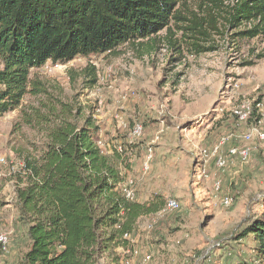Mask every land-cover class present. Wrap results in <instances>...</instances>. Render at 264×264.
<instances>
[{"label":"rangeland","instance_id":"rangeland-1","mask_svg":"<svg viewBox=\"0 0 264 264\" xmlns=\"http://www.w3.org/2000/svg\"><path fill=\"white\" fill-rule=\"evenodd\" d=\"M188 8L195 11V2ZM167 34L142 42L145 46H122L115 54L80 57L58 69L48 62L32 75L59 87L62 99H75L94 114L105 153L125 151L131 168L121 166V188L131 192L133 201L145 203L163 195L166 205L170 199L179 202L178 210L165 207L139 220L132 245L140 256L130 257L133 264L253 261L252 239H239L248 219L264 214V141L257 136L264 132V40L237 50L215 38L217 50L198 55L186 45L191 41L176 32L173 41H184L183 60L178 62ZM88 67L97 72L93 87L84 75ZM34 101L27 96L22 106ZM244 103L256 111L255 117L241 122L235 111ZM19 118L20 109L0 115V175L5 186L0 234L10 238L8 252H0V264H23L30 247L11 198L10 182L21 163L17 151L34 138ZM138 126L141 134H135ZM249 133L254 138L246 142ZM216 147L221 156L241 147H250L252 154L245 163L229 161L222 173L228 177L225 181L213 172ZM217 181L222 183L219 192L214 188ZM226 196L234 198L229 208L222 205Z\"/></svg>","mask_w":264,"mask_h":264},{"label":"trees","instance_id":"trees-1","mask_svg":"<svg viewBox=\"0 0 264 264\" xmlns=\"http://www.w3.org/2000/svg\"><path fill=\"white\" fill-rule=\"evenodd\" d=\"M164 31L178 62L184 41H173L176 32L198 55L216 51L215 38L240 50L264 40V0H0V115L20 109L21 125L34 133L17 151L21 163L11 179L30 242L23 264H124L139 220L166 207L163 195L129 199L121 188V166L131 168L125 151L105 153L94 114L32 75L48 62L145 46ZM84 75L89 87L97 84L94 67ZM27 96L35 101L23 107ZM248 238L253 261L242 264H263L264 214L248 219L239 240Z\"/></svg>","mask_w":264,"mask_h":264},{"label":"built area","instance_id":"built-area-1","mask_svg":"<svg viewBox=\"0 0 264 264\" xmlns=\"http://www.w3.org/2000/svg\"><path fill=\"white\" fill-rule=\"evenodd\" d=\"M93 56L94 55H92L90 57H93ZM92 64L96 66L94 61H92ZM52 65H54L53 68L58 69V68L64 67V65H66V64L53 63ZM257 106L260 107V105H257ZM252 114H253V107H252V105L250 103H244L243 105H241L235 111V116H237V118L241 122L248 121L250 119V117L252 116ZM141 133H142V127L138 126L135 129V134H141ZM255 134H256V132H255ZM257 136H258L259 140L264 141V132L263 131L262 132H258ZM253 138H254V133H249V134H246V136H245L246 142H251ZM226 141L227 140H224V143ZM219 148L220 147H216L215 148L214 153H213V157L216 158V167H217V169L219 171H221L222 173H224L225 170L227 169L229 161L240 160L243 163H245V162H247L250 159V156L252 154V149L250 147H241V148H230L228 150V153H227L226 156H221V155H219ZM10 184H12V187H13L12 188L13 192H12L11 198H12V200H14L15 197H16L14 181L11 180ZM214 188H215L216 192L221 191V189H222L221 181H217L215 183V187ZM4 190H5V186H4L3 178L0 175V194ZM122 190L127 195V197L129 199L133 200V196H132L130 191H128L127 189H123V188H122ZM222 205L225 208H229V207L233 206L234 205V198H232L230 196H226L222 200ZM166 207L169 210H178L180 205H179V202L176 199H170V200H168ZM132 237L133 236L130 237L131 242H132ZM9 247H10V238H9V236L6 235V234H0V252L2 254L7 253ZM129 252H130V254L133 257H139L140 256L139 255L140 254L139 251L135 250L134 248H132V251H129ZM124 264H133V261L128 260V261H125Z\"/></svg>","mask_w":264,"mask_h":264},{"label":"crops","instance_id":"crops-1","mask_svg":"<svg viewBox=\"0 0 264 264\" xmlns=\"http://www.w3.org/2000/svg\"><path fill=\"white\" fill-rule=\"evenodd\" d=\"M214 165H215V163H214ZM214 167V166H213ZM215 167H216V165H215ZM213 168V172H216L215 174H217L216 176H217V179H219L220 178V176H221V174H222V172L221 171H219L218 169H216V168ZM206 168H208V167H206ZM209 169H210V167H209ZM211 169H212V166H211ZM217 170H218V172L219 173H217ZM219 174V175H218ZM223 175V174H222ZM224 180H225V178L227 179L228 177H226L225 175H223V177H222ZM226 181V180H225ZM237 247V246H236Z\"/></svg>","mask_w":264,"mask_h":264}]
</instances>
